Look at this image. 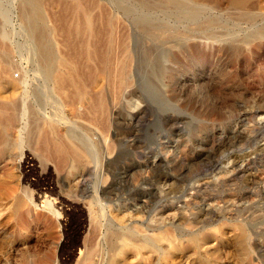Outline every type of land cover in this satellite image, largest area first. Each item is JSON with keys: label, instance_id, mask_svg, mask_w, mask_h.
<instances>
[{"label": "rangeland", "instance_id": "374dc122", "mask_svg": "<svg viewBox=\"0 0 264 264\" xmlns=\"http://www.w3.org/2000/svg\"><path fill=\"white\" fill-rule=\"evenodd\" d=\"M35 1L41 4L40 18L34 17L30 0H0V33L4 34L0 63L7 68L0 72V86L23 79L28 83L33 76L32 44L22 15L46 35L44 39L56 54L65 50V39L59 36L67 21L83 25V16L88 14L93 21L99 20L94 25L102 30V19L113 17L115 30L129 34L133 72L128 86L136 96L143 92L136 87L138 52L147 44L151 53H166L168 73L161 84V99L145 98L133 110L122 106L128 99V87L112 91V99H119L112 101L107 139L114 142L112 156L106 153L98 130L89 124L84 106L73 109L54 93L46 103L24 96L18 108L19 123L0 129V141H20V146L0 152V264L39 259L58 264L62 257L67 264H75L77 247L69 248L71 242L83 244L89 237L87 202L95 186L98 191L101 186L108 198L106 206L98 208L107 221L114 210L117 214L142 210L143 222L153 225L155 211L162 212L163 230L170 231L171 237L160 243L158 264H264V114L260 111L264 109V35L260 33L264 0H247L242 7L231 0ZM68 6L73 10L70 13L65 12ZM176 9H185L196 18L184 19L176 15ZM141 17L149 22L139 24ZM145 26L164 30L169 38L144 35L141 28ZM86 35L84 41L90 44L92 36ZM83 54L77 57L79 61L95 59ZM110 56L112 63L111 52ZM1 95L7 97L9 91ZM49 136L51 143L46 141ZM53 142L65 143L68 149L72 146L90 168L82 196L75 195L62 180L74 170L73 161L69 159L64 169H57L54 158L45 153ZM25 154L34 158L37 166L33 170L21 165ZM38 191L41 198L33 200ZM43 196L51 201L49 207ZM71 199L79 203L72 204ZM136 237L139 239H133L138 240ZM125 263L155 261L129 257Z\"/></svg>", "mask_w": 264, "mask_h": 264}, {"label": "bare ground", "instance_id": "6f19581e", "mask_svg": "<svg viewBox=\"0 0 264 264\" xmlns=\"http://www.w3.org/2000/svg\"><path fill=\"white\" fill-rule=\"evenodd\" d=\"M66 1L67 0H65V2ZM87 1L90 3V1H92V0H87ZM246 1L247 0H231V2H232L231 4L235 5L236 7H242V6H244ZM30 2H31V7L33 9L32 11L34 12V17L40 18L38 6H40L41 4L38 5V3L35 0H34V2H33V0H30ZM67 3L69 4V2H67ZM59 4L61 6V3H59ZM68 4H66V6ZM74 4H75V2H74ZM78 4H79V2H78ZM256 4L258 5V2ZM76 5H77V3H76ZM88 5L89 4H87V6ZM69 6H71V5H69ZM176 6H178V3ZM62 7H64V6H62ZM84 8L85 9L87 8L86 5ZM94 8H95V5H94ZM183 8H186V7H183ZM122 9H124V8H122ZM64 10L65 9H63L62 11H64ZM70 10H72V7L71 8L69 7V9L67 11L65 10V12L67 13L69 11V13H70ZM80 11H78L79 15H80ZM177 11L178 10L176 9V11H175L176 15L181 16L184 19L195 17L191 12H189L185 9L184 10L182 9L179 12H177ZM85 13H87V11H85ZM125 13H126V11H125ZM62 14H63V12H62ZM71 14H70V16H72ZM128 14H129V12H128ZM95 15H96V13H95ZM259 15H260V13H259ZM144 16H145V14H144ZM74 17H75V15H74ZM98 17H99V15H98ZM58 18H61V17H58ZM68 18H69V15H68ZM83 18L84 19H82V17L79 18L80 20L81 19L84 20L83 25L79 24L78 22H68L67 21V24L65 25V27L62 30L64 37L62 35L59 36V37H62L65 39V41H64L65 44H64V46H62L65 48V50L63 52H61L62 51L61 50L60 52H58V54H56L52 51L53 48L51 49V47H50L52 44L49 45L48 42L44 39V37L46 35L43 37L41 31H39L37 28H35L31 24V22L28 19V16L22 15V20H23V22H25L26 28H28L29 39H30L31 44H32V46H31L32 47L31 67L33 70L32 71L33 76L31 78V81L28 83L23 79L21 82H18L17 84H14V85L7 83L6 86H0V93L5 92V91H9V95L7 97L6 96L4 97L2 95L0 96V129H4V130L10 129L15 125L16 122L20 121L18 108H19V106H21L24 96L31 97L35 101H38V99H40L46 103L51 97H53L52 94L54 93V94H57L56 96H58V98H60L61 102L65 103L68 106H71V108H73V109H74L75 105L76 106L79 105L80 107H82V109L84 106V108H85L84 115L87 116L89 124L94 126L98 130L100 136L103 137L104 147H105L106 153L110 155L112 152V144H114L112 139H111V141L107 140L108 136H109L110 125H112V115H113L112 114V104H113L112 101L115 100V99H112V91L114 89L120 90V89L125 88V87L129 88V89H126V90H128V96H126L124 94L128 99L124 100V102L122 103L123 109L133 110V109L138 107V104L144 103L145 98L159 101L161 99V94L163 93L161 91L162 90L161 84H162L163 79L165 78V76L168 73V69L164 65V59L166 58L165 57L166 53H163V51H159L156 54L154 52L151 53L152 48L150 49V47H149L150 44L149 45L147 44L148 47L145 45L147 48L144 46L145 48L142 49L140 52H138L139 62H138V65H136L137 69H135V70H137L136 73H138L139 78H138V83H136L137 84L136 87H137V89H141L143 92L141 93V95L139 94L138 96H136L135 90L130 91V87L128 86V85H130V83L132 81V79H131L132 75L131 74L133 72V70H132V53H131L129 46H128V42H129L128 41V35L129 34L127 33L128 31L126 30L127 32L125 33L124 32L125 30H123V31L118 30V32H117V30H115L116 29V25L114 24L115 20H113L114 18L113 17L111 18L110 16L109 17L107 16V18L105 17L106 19L104 17H103L104 19L100 18V20L102 19L105 21L104 22L105 28L102 27V30L98 24H97V29H96L94 22H96V21H97V23L99 22V20H96V18H95L96 21H93L94 17H91L88 14L87 15L84 14ZM57 19H56V21H57ZM64 19H65V17H64ZM70 19L71 18H69V20ZM66 20H68V19H66ZM74 20L76 21V19H74ZM138 22L141 25H145L149 22V19L141 17L138 19ZM63 23H65V20L63 21ZM258 24H256V25H258ZM62 25H64V24H62ZM59 26H58L59 29L63 27V26H61V27H59ZM98 27H99V29H98ZM262 27H263V25H262ZM111 30H112V35H111ZM141 30L144 31V33H146L144 35L149 34L151 37H153L155 39H166L168 37L167 35L169 34V33L168 34L165 33V34H167V35H165L163 33L164 30H162V32H160L159 30H156V29L150 28V27H146V26L142 27ZM261 30L262 31L260 33H262L264 35V28H262ZM115 31L119 34L116 35L114 33ZM200 32H201V30L199 31V33ZM87 33L91 34V36H92V37L90 36L92 38V40L90 41V44L86 43V41H87V38H86L87 35L86 34ZM162 33H163V36H160ZM204 33H205V31H204ZM104 34H105V36H103ZM257 34H259V33H257ZM179 35L181 36L180 33H179ZM183 35H184V33H183ZM252 35L254 36V34H252ZM3 37H4V34L0 33V38H3ZM176 37H177V34H175V38ZM249 37H250V35H248L246 37V39ZM84 39L86 41H84ZM61 44H63L62 41H61ZM134 48H135V45H134ZM79 50L83 51L85 55L89 54V55H91V57L94 56L95 59L90 58L91 60L89 59V60L85 61V58L83 59V56L84 57H86V56L83 53H81V55L83 54L82 59L84 60V62L79 61V60H81L80 58H79V60L77 59V57L81 56L79 53ZM156 50H157V48H156ZM137 51H138V49H137ZM110 52L112 53V63L110 61V57H111ZM89 57H87V58H89ZM2 71L3 72L7 71V68L5 65L3 66L0 63V72H2ZM133 78H134V76H133ZM35 81H37V83ZM9 82H11V81H9ZM112 84L115 86V88H112ZM16 94H18L17 97H16ZM120 94H121V92H120ZM180 95H181V93H180ZM1 97H4V99H2ZM113 97H114V95H113ZM117 97H116V100L118 101L119 99H117ZM133 97H135L136 100H134ZM219 98L221 99V97H219ZM233 103H234V101H233ZM114 105H115V103H114ZM223 105H224V103H223ZM113 109L115 110V107H113ZM260 111L264 114V109H262ZM74 113L78 114L79 109H76V111H74ZM82 113H83V111H82ZM44 125H46V124H44ZM111 131H112V129H111ZM56 133H58V132H56ZM47 134H49V133H47ZM40 135H41V133H40ZM42 137L44 138V135ZM49 138L51 139V137L49 136L48 140H46V139L45 140L48 141V143H51V142H49ZM61 138H62V136H61ZM39 140H40V138H39ZM64 141H65V139H64ZM41 143L42 142H40V146L42 147L43 145H41ZM64 144L53 142L52 145L50 144L51 147H50V145L48 147L50 149L48 151L46 150L45 153H47L50 157L54 158L55 161H53V160H51V161L56 162V165L55 164H53V165H55L57 169H58V167L60 169V168H63L64 166H66V164H68L69 159H70V161L71 160L73 161V164L71 166L73 167L74 170L71 172L70 176L65 175L62 180H63V183L66 185L67 188H69L71 191L75 192V195H79L81 193L84 194L83 191H85V188H86V187L84 188V186L86 185V182H87L86 175L88 173V170H90V168L88 167V165L86 164V162L83 159L84 157L80 153H78L77 151H74V149H72V146L69 148L70 149L69 150L66 146H64ZM18 145L20 146V141H0V152H4L10 146L18 147ZM47 145L48 144H46V146ZM40 146L38 147V149L40 148V150H37L39 152L42 151V149L44 148V146H43L41 149ZM40 154L43 155V153H40ZM26 155L27 154H25L24 157L22 158L21 165L22 166L28 165L27 170L28 169L33 170L37 166V165L35 166L34 158L33 157L30 158ZM110 156H112V155H110ZM102 163H104V162H102ZM105 166H107V165H105ZM101 167H102V164H101ZM31 172H33V171H31ZM141 182H144V181H141ZM134 185H135V183H134ZM204 186H207V185L205 184ZM73 192H71V193H73ZM92 192L93 193L91 195V199L87 202V207L89 210V211L87 210L89 212L88 218H87L88 219V226H89L88 227L89 233L87 235H89V237H86L87 239L84 237L86 239V241H84L83 244H80L79 242H75V241L71 242V246L69 248V250H70L72 247H77L78 256H77L75 264H126L125 261L129 257H134L135 259H137L139 261L148 259V260H151V262L155 261V264L159 261V259L161 261L160 243H162L161 242L162 240L168 238L171 235V233H169L170 231L167 232L166 230H163L162 224H163L164 218L162 217L163 216L162 212H160L158 209L157 210L155 209L156 211H155L154 216L156 217V220H155V223L153 225H150V224L147 225L143 222L144 219H143V214H142L143 211L142 210L141 211L138 210L136 212H130L129 210L128 211L123 210L124 211L123 214H121L122 212H119V211H117V212H119V214L113 213L116 211V210H114V211H112V213L110 212V215H109L110 220L107 221L104 218V214H102V212L99 213V211H98L99 207L104 208V206H106V200H108V198H107L105 192L103 191L101 186L99 188V191H98L97 187L95 186L92 189ZM81 196H82V194H81ZM40 198H41V195H40V192L38 191L34 195L33 200L40 199ZM43 198H45V199H43V203L46 205V207H49L52 204V203H50L51 201L47 200L45 196H43ZM40 201H42V200H40ZM69 201L72 204H78L79 203L78 199H71ZM81 203H82V201H81ZM107 204H108V202H107ZM45 205H44V208H45ZM161 208H164V207H161ZM81 209H85L84 206H81ZM141 209H142V206H141ZM82 211H84V210H82ZM191 224H192V221H191ZM135 236H138L140 240L137 237L136 238L138 240L133 239ZM169 240H171V239H169ZM60 257H61V255H60ZM64 258H66V257H64ZM22 264H45V263H43L42 259H41V261L39 259V260L33 261L31 263H29L27 260H22ZM58 264H67V261H66V259H63V257H62V259L59 258Z\"/></svg>", "mask_w": 264, "mask_h": 264}]
</instances>
